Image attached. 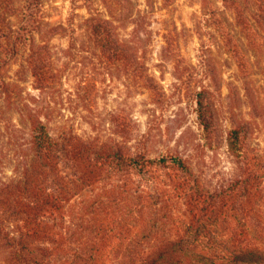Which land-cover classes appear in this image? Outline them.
<instances>
[{"label": "rangeland", "instance_id": "rangeland-1", "mask_svg": "<svg viewBox=\"0 0 264 264\" xmlns=\"http://www.w3.org/2000/svg\"><path fill=\"white\" fill-rule=\"evenodd\" d=\"M240 1L246 14L258 13L260 2ZM41 2L35 43L48 47L50 60L41 65V81L22 68L26 57L8 62L6 81L17 88L12 107L30 105L53 135L66 127V134L94 147L90 152L141 153L153 162L140 171L101 166L94 155L56 160L57 172L79 188L46 221L48 238L35 241L31 254L42 264H141L183 236L195 217L217 249L244 229L250 243L261 241L264 27L252 20L248 38L224 0H209L207 8L203 0ZM92 19L99 25L95 37ZM135 19L145 36L137 52ZM120 42L123 52L116 54ZM0 104L14 123L24 120L8 99L0 97ZM29 133L25 127L2 140L0 183L14 177ZM44 172L47 187L54 176L49 165ZM83 174L92 181L80 182ZM22 225V217L0 211L5 233L17 236ZM200 245L213 246L206 239ZM11 251L0 238V264H18Z\"/></svg>", "mask_w": 264, "mask_h": 264}, {"label": "trees", "instance_id": "trees-1", "mask_svg": "<svg viewBox=\"0 0 264 264\" xmlns=\"http://www.w3.org/2000/svg\"><path fill=\"white\" fill-rule=\"evenodd\" d=\"M173 0H164L170 6ZM232 3L236 10L238 20L243 24L249 33L251 31V21H256L257 28L264 27V0H257L258 13L246 14L240 0H224ZM248 1V0H247ZM209 0H203V7L207 8ZM41 0H0V97L13 105V95L17 90L15 83L6 81L5 68L9 61L16 58L26 57L27 63L22 68H27L34 78L39 81L44 79L41 75V65L48 59V47L42 46L37 49L35 39L37 32L41 29ZM217 11L211 10L209 15L216 19ZM20 20L14 21V19ZM92 23L90 36L99 35L98 21L90 20ZM135 30L133 42L137 52L138 44L144 39V33L139 30V22L135 19ZM263 26V27H262ZM259 36V35H258ZM260 38L263 35L260 34ZM120 39V38H118ZM114 52H123V43H118ZM48 67V65H47ZM51 77L53 75L51 74ZM15 106V105H14ZM12 107L23 118L19 125L10 120L5 107L0 104V145L4 137L8 135L11 139L17 138L25 127H29L30 133L27 138L25 150H20L18 157L19 164L15 167L14 177L7 178L0 183V211L7 216L22 217L23 225L17 236L5 233L0 227V238L3 239L8 249H11L13 260L18 264H42L31 254V246L35 241H44L43 229L47 227V220L54 219L62 213L66 204L67 195L79 188L75 181H67L66 176H61L57 172L54 162L66 159L71 161L83 160L94 155V160L101 166H115L119 168H136L145 171L153 162L141 153L133 155L124 154L121 150L116 155L104 157L99 151L90 152L86 145L75 137L66 134V127H61L58 135H53L47 123L36 119L34 108ZM26 116V117H25ZM25 126V127H24ZM172 162L182 164L177 159ZM163 158L159 163H166ZM49 165L53 172L52 182L49 186H44L40 177L45 175L44 168ZM93 176L83 174L79 177L80 182L88 183ZM44 182V181H43ZM202 218L195 217L191 220L190 226L185 234L179 236L173 242L160 247L150 256L143 258L141 264H264V235L258 243H250V231L245 229L240 233L232 234L222 249H217L211 232H201L204 227L197 226L203 223ZM197 230L194 231V229ZM200 228V229H199ZM205 231V230H204ZM264 232V228H263ZM208 240L212 247L201 246L203 240ZM100 256L101 253H98ZM138 252H136V255ZM136 255H134L136 257ZM91 262H97V258L90 255ZM97 264V263H96Z\"/></svg>", "mask_w": 264, "mask_h": 264}]
</instances>
